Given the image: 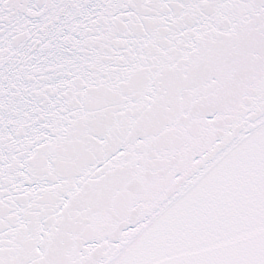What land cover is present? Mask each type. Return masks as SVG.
Returning <instances> with one entry per match:
<instances>
[{"label": "snow or ice", "instance_id": "snow-or-ice-1", "mask_svg": "<svg viewBox=\"0 0 264 264\" xmlns=\"http://www.w3.org/2000/svg\"><path fill=\"white\" fill-rule=\"evenodd\" d=\"M0 264H264V0H0Z\"/></svg>", "mask_w": 264, "mask_h": 264}]
</instances>
